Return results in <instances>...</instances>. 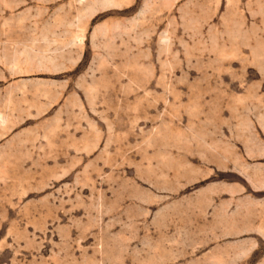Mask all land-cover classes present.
<instances>
[{
  "label": "rangeland",
  "instance_id": "1",
  "mask_svg": "<svg viewBox=\"0 0 264 264\" xmlns=\"http://www.w3.org/2000/svg\"><path fill=\"white\" fill-rule=\"evenodd\" d=\"M0 264H264V0H0Z\"/></svg>",
  "mask_w": 264,
  "mask_h": 264
}]
</instances>
